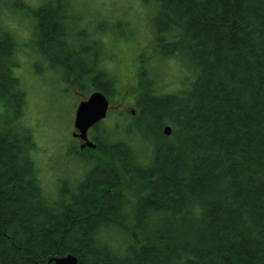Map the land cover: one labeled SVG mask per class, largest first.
I'll return each mask as SVG.
<instances>
[{
  "label": "trees",
  "instance_id": "obj_1",
  "mask_svg": "<svg viewBox=\"0 0 264 264\" xmlns=\"http://www.w3.org/2000/svg\"><path fill=\"white\" fill-rule=\"evenodd\" d=\"M62 1L29 11L37 61L66 72L57 87L99 90L109 112L128 96L138 115L115 109L122 131L97 122L88 134L95 148L67 144L93 171L48 193L24 123L17 38L0 15V264H46L68 252L77 264H264V0H142L151 35L132 80L105 65L99 28L94 50L66 40L60 22L75 20L72 29L82 12ZM132 30L113 38L132 41ZM175 59L188 81L162 91L155 69ZM143 121L154 142L142 134L149 150L140 157L125 135Z\"/></svg>",
  "mask_w": 264,
  "mask_h": 264
},
{
  "label": "rangeland",
  "instance_id": "obj_2",
  "mask_svg": "<svg viewBox=\"0 0 264 264\" xmlns=\"http://www.w3.org/2000/svg\"><path fill=\"white\" fill-rule=\"evenodd\" d=\"M6 1L7 15H12V12L16 15L15 18L5 19L7 26L17 36L18 41L29 37V29L23 27V25L17 21V17L22 18L24 16V10L13 7V2L10 0H0V10L2 13V7ZM8 1V2H7ZM10 1V5H9ZM23 4L35 8L42 2H30L28 0H22ZM80 5L77 6V10L90 9L94 13V25L96 28H101L99 31L103 36V41L106 43L107 51L103 53V61L111 69L122 76L123 79L134 78L136 79V71L139 66L144 65V62L138 60V56L142 53H147L145 47H148L146 40L150 37V24L148 20V14L150 13L151 6L149 4L142 3L141 0H78ZM40 2V3H39ZM12 5V6H11ZM13 10V11H12ZM96 10V12H95ZM11 11V12H10ZM6 16V15H5ZM130 21V25L126 22ZM119 23L121 25L119 26ZM130 27L134 31L132 41L129 40H117L113 37H120L129 35ZM97 31V30H96ZM95 31V32H96ZM111 37V38H110ZM135 41V42H134ZM20 43V41H19ZM21 47L18 49L19 63L21 64L14 72L21 76L23 86L27 91L24 123L31 129L33 138L36 142L37 148L32 152L34 162L38 169V178L41 181L44 189L49 193L52 192L55 185L54 180L57 178L56 167L66 166L72 167L69 171L68 177L70 179L77 178L78 175H83L85 169L77 170V160L72 158L68 152L70 151V145L76 146L73 149H80L81 144H78L77 139L72 134L73 125L72 116L75 112L77 104L86 99L89 95L81 90L72 89V93L68 87L64 86L62 89L57 87L54 82L57 78H60L59 72L54 71L47 67L44 63L37 61L34 50L31 48ZM114 57V58H112ZM36 59V60H35ZM173 59V58H172ZM43 61V60H42ZM160 60L155 61L158 63ZM154 63V64H155ZM159 75L156 77V83L161 87L162 91L174 92L181 86H184L188 79L184 81V72H181V65L179 61L175 60H163L160 65L155 69ZM37 73L39 76L37 77ZM180 73V74H179ZM63 90L64 92L62 93ZM127 91L125 92V94ZM134 94L132 93V96ZM117 96L112 103L113 108L108 112L106 122L103 121L101 128H105L108 125L110 128H118V131L127 128L126 123L120 120H116V110H122L130 115L137 116L138 111L134 109L133 105H128V102L132 99L126 97L125 101L118 99ZM133 106V107H132ZM0 113H3V107L0 104ZM141 126L132 124V130L130 134V142L133 144L139 152V156L145 155L149 148L142 144V134H147L154 142L152 135L142 131V126L146 127V122H140ZM126 126V127H125ZM138 127V128H137ZM165 127V126H164ZM163 127V128H164ZM107 128V127H106ZM137 129V131H136ZM78 132V131H77ZM143 132V133H142ZM163 133V132H162ZM89 134V133H88ZM72 142V143H71ZM79 166V165H78ZM78 172V175L76 173ZM56 190V189H55ZM52 194H56L53 191Z\"/></svg>",
  "mask_w": 264,
  "mask_h": 264
},
{
  "label": "bare ground",
  "instance_id": "obj_3",
  "mask_svg": "<svg viewBox=\"0 0 264 264\" xmlns=\"http://www.w3.org/2000/svg\"><path fill=\"white\" fill-rule=\"evenodd\" d=\"M10 1L13 2V7H16L18 9H23L24 10V16H22V18L17 17V21H19L22 25L24 24L23 25L24 28L29 29V37L26 38V39H23V40H19L20 41V43H19L17 36L13 33L12 30H10V29L9 30L16 36V38H17L16 44H17L18 47H21V43H22L23 47L31 48L32 47V44H31L32 40L35 39V35L33 34V31H34L35 27H37V22H38V20L34 16L32 17L29 14L30 9H33V8H30V6L24 5L22 0H10ZM10 1H9V5H10ZM28 1H30V2H38V1H40L41 2V0H28ZM65 1L66 0H63L62 3L64 4ZM78 2H79L78 0H68V1H66L67 7L70 8V10H71V12H70L71 14H72V12L73 13L75 12V13L78 14L77 6L80 5V3H78ZM42 3H44V2H42ZM42 3L40 5H38L37 7H35V9L39 10L42 7L41 5H43ZM140 3H141V9H142V0H141ZM3 4H4L5 8L3 6H1L2 7V11H3L2 13H5L6 11H9V10L6 9L8 5H6V1ZM79 12H81V11H79ZM95 12H96V10H95ZM0 15L2 16L3 19H6V18L7 19H11V18L14 19L15 18L14 15H16V14L12 12V15H7L5 13V15H6L5 16V15L1 14V10H0ZM94 18H95L94 13L91 12V10L88 8V9L82 10V15H81L80 20L77 21V25L74 26L72 29H70L68 27V25H69V23H73L75 20L69 19L68 21L64 22L63 19H62V21L60 22L61 23L60 26L62 28V31L65 32L64 36H66V40L70 44H72L74 47L76 46L80 52H85L87 50H94L95 49L93 37L95 36V31L96 30L98 31V29L94 25L95 21L92 23ZM101 28H99V29L101 30ZM14 54H16V58H17L18 57V50H17V53L14 50ZM17 61H19V60L17 59ZM191 68L192 67L189 66L188 67V71ZM190 73L192 75V72H190ZM16 76L18 77L19 82L22 84V81H21L22 78L19 75V73H17ZM38 76H39V74L37 73V77ZM60 76L65 77L66 76V72L62 73ZM61 84H63V83H61ZM108 100H109V98H108ZM109 103H110V100H109ZM25 108L26 107H24V113H25ZM74 119H75V112H73V116H72L71 120H74ZM74 129H76V128H74ZM76 160L78 161L77 164H76L77 166H75L76 171L80 170L81 168L85 169V171L83 173H85L86 171H88L87 173H91L93 171V168H89L86 165H81L83 163L85 164V162H86L83 159L80 160V159L77 158ZM72 167H68L69 168L68 170H67L66 166H58V167H56L57 168L56 169L57 178H56V180H54L56 182H55V185L53 187L52 192L53 191H58V189L61 188L62 186H65V188L67 187V184L70 183V181H71V179L68 177V175H69V171L73 169ZM81 177L82 176H80V178H77L75 184L81 180ZM75 179L76 178H74V180ZM82 182H83V179L77 184V186H79ZM40 183H41V181H40ZM41 185H42V183H41ZM42 187H43V185H42ZM74 187H75V185L72 186V189ZM73 192L74 191L67 190L65 193L67 194V196H71V194ZM124 215L126 216V214H124ZM124 220H125V218H124ZM65 257H71L74 260H76L74 264H77V262H78V256H76L73 253L68 252V253H64V254H61V255L50 256L47 259L46 264H55L56 263V261H55L56 259L65 258ZM172 264H183V262L178 261V262H175V263L173 262ZM185 264H196V263L192 262V261H189V262H186Z\"/></svg>",
  "mask_w": 264,
  "mask_h": 264
},
{
  "label": "water",
  "instance_id": "obj_4",
  "mask_svg": "<svg viewBox=\"0 0 264 264\" xmlns=\"http://www.w3.org/2000/svg\"><path fill=\"white\" fill-rule=\"evenodd\" d=\"M108 108L109 100L99 90L92 91L86 99L77 104L73 125L78 130V133H73V136H77L83 141L80 148H95V143L88 138V130L106 117ZM162 132L164 135H170L171 127L166 125L162 129ZM55 261V264H74L76 260L71 257H65L56 259Z\"/></svg>",
  "mask_w": 264,
  "mask_h": 264
},
{
  "label": "flooded vegetation",
  "instance_id": "obj_5",
  "mask_svg": "<svg viewBox=\"0 0 264 264\" xmlns=\"http://www.w3.org/2000/svg\"><path fill=\"white\" fill-rule=\"evenodd\" d=\"M72 131H76V132H77V130H76V129H74V127H73ZM75 139H77V141L79 142V144H82V141H81V139H80V138H77V137H75Z\"/></svg>",
  "mask_w": 264,
  "mask_h": 264
}]
</instances>
